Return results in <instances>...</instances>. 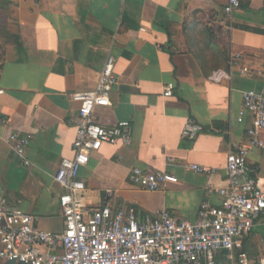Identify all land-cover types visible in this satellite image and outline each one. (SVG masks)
Instances as JSON below:
<instances>
[{
    "label": "crops",
    "instance_id": "obj_1",
    "mask_svg": "<svg viewBox=\"0 0 264 264\" xmlns=\"http://www.w3.org/2000/svg\"><path fill=\"white\" fill-rule=\"evenodd\" d=\"M224 4L0 0V209L35 214L38 228L62 232L54 175L61 159L74 155L78 103L70 94L95 88L108 54L116 84L110 104L96 106L93 116L102 126L127 120L131 131L128 141L102 144L80 168L86 208H132L138 217L167 209L194 220L202 201L218 205L227 156L252 139L250 116L237 121L242 92L262 90L264 67V0H240L229 16ZM233 54L237 66L230 64ZM167 82L174 84L170 97L162 95ZM188 119L204 127L192 139L180 135ZM11 132L31 135L29 165L10 147ZM245 163L264 190V150L249 148ZM135 167L164 170L177 181L149 191L130 182ZM263 246L264 212L242 238L250 260Z\"/></svg>",
    "mask_w": 264,
    "mask_h": 264
},
{
    "label": "built area",
    "instance_id": "obj_2",
    "mask_svg": "<svg viewBox=\"0 0 264 264\" xmlns=\"http://www.w3.org/2000/svg\"><path fill=\"white\" fill-rule=\"evenodd\" d=\"M223 11L229 16L240 0H224ZM238 56L230 59L238 65ZM115 60L107 55L93 90L73 92L70 98L78 103L75 120L74 155L59 163L54 180L61 187L58 203L63 217L60 233L37 227L38 216L0 209V260L22 264H264V246L257 260H250L242 249V238L249 234L264 212V190L246 172L248 149L264 150L260 132L264 130V67L260 71L263 88L242 92V105L237 121L250 116L246 133L252 139L227 156V185L216 189L218 205L208 201L199 204L194 220L179 219L167 209L154 215L138 217L130 208L112 210L107 205L86 208L82 202L85 186L78 177L91 152L102 144L129 140L127 120L111 126L98 124L93 116L96 106L110 104V91L116 84ZM242 73L247 68H240ZM174 84L167 82L162 95L170 97ZM0 93L2 90L0 89ZM203 125L188 119L180 132L182 138H195ZM10 147L29 165L25 151L31 141L29 133L11 132ZM189 167L197 172L214 170L199 164ZM132 184L149 191L162 190L177 178L164 170L132 169Z\"/></svg>",
    "mask_w": 264,
    "mask_h": 264
},
{
    "label": "trees",
    "instance_id": "obj_3",
    "mask_svg": "<svg viewBox=\"0 0 264 264\" xmlns=\"http://www.w3.org/2000/svg\"><path fill=\"white\" fill-rule=\"evenodd\" d=\"M6 264H22V263H18V262H5Z\"/></svg>",
    "mask_w": 264,
    "mask_h": 264
}]
</instances>
